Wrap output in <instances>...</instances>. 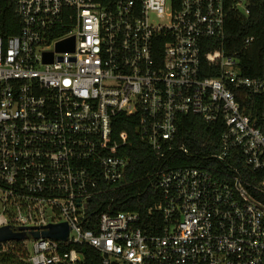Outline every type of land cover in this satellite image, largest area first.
Instances as JSON below:
<instances>
[{
  "label": "built area",
  "instance_id": "1",
  "mask_svg": "<svg viewBox=\"0 0 264 264\" xmlns=\"http://www.w3.org/2000/svg\"><path fill=\"white\" fill-rule=\"evenodd\" d=\"M230 11L249 15L246 0L16 2L19 34L0 36V229L27 239L0 254L22 244L18 264H86L88 249L101 264H264V206L249 192L264 194V179L240 174L264 171V72L245 77L215 49L217 76L202 77L203 44L224 41ZM187 115L224 126L219 152L157 170L148 223L103 211L130 184L117 118L135 119L162 159ZM60 226L65 239L43 237Z\"/></svg>",
  "mask_w": 264,
  "mask_h": 264
},
{
  "label": "trees",
  "instance_id": "2",
  "mask_svg": "<svg viewBox=\"0 0 264 264\" xmlns=\"http://www.w3.org/2000/svg\"><path fill=\"white\" fill-rule=\"evenodd\" d=\"M18 0H0V36L11 37L19 34L20 21L15 14ZM112 4L113 1L111 0ZM249 15H241L230 11L226 18V34L224 41L206 39L202 47V77H216L217 73L210 71L211 62L208 54L215 49H221L234 55L245 77L257 78L264 72V0H246ZM253 38L250 45L246 39ZM136 120L119 116L114 124V131L119 134L126 131L130 135L132 145L124 148L118 154L127 159L129 165L125 173L128 186L113 193L115 201L105 204L103 211L112 214L119 212L139 213L144 222L148 223L149 209L161 201V193L154 187L156 171L166 167H181L199 164L205 156L216 154L220 150V139L225 128L220 123L208 125L200 116L187 115L178 118V134L171 144L173 150L164 158L159 159L152 149L135 135ZM188 151V154L184 153ZM198 153V157L195 155ZM241 176L251 184H257L264 179V171L252 172L241 169ZM252 197L264 206V194L249 189ZM15 254H0V264H18L15 256L22 253V244L15 245ZM86 264H101L97 253L86 251Z\"/></svg>",
  "mask_w": 264,
  "mask_h": 264
},
{
  "label": "water",
  "instance_id": "3",
  "mask_svg": "<svg viewBox=\"0 0 264 264\" xmlns=\"http://www.w3.org/2000/svg\"><path fill=\"white\" fill-rule=\"evenodd\" d=\"M73 50V46L70 47ZM68 235V230L65 226L53 227L50 231L43 234L44 238H56V239H65ZM36 239L39 238V235H34ZM26 236L23 234H14L7 228L0 229V244L10 241H24Z\"/></svg>",
  "mask_w": 264,
  "mask_h": 264
},
{
  "label": "bare ground",
  "instance_id": "4",
  "mask_svg": "<svg viewBox=\"0 0 264 264\" xmlns=\"http://www.w3.org/2000/svg\"><path fill=\"white\" fill-rule=\"evenodd\" d=\"M6 37V36H5Z\"/></svg>",
  "mask_w": 264,
  "mask_h": 264
}]
</instances>
